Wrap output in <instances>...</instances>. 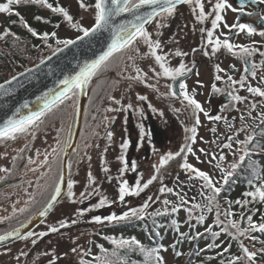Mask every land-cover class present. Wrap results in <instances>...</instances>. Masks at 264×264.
Wrapping results in <instances>:
<instances>
[{
  "label": "snow or ice",
  "instance_id": "obj_1",
  "mask_svg": "<svg viewBox=\"0 0 264 264\" xmlns=\"http://www.w3.org/2000/svg\"><path fill=\"white\" fill-rule=\"evenodd\" d=\"M211 3V0H209ZM40 5L43 8L50 10L52 13L58 14L62 16L63 21L71 24L72 28L77 29L82 33V35L76 36L75 39H57L58 47L53 52L55 55L58 52L63 51V48L59 47V45H63L64 48L75 45L77 41H84L85 38L94 36L97 33L108 32L110 34V42L107 44L106 50L102 51L96 58L86 61L82 66L79 67L78 71H75L72 75L64 76L63 79L59 81V84L62 85V89L59 91L49 90V93H46L43 97V106L37 111H31L27 115L17 116L13 114L4 120L2 126H0V140L7 139H16L18 135L29 133L31 129L34 127H38L40 122H42V118H44L48 113L52 112L53 109L58 107V105L63 104L66 100L71 99L72 97L78 95L81 92H84L86 87L90 84L93 77H96L99 73L103 72L105 69L109 67L114 58L122 54L125 50L134 46L138 41H143L149 48L150 54L154 56L155 61L159 64V67L162 71L157 72L153 69L156 77H166L171 79L174 83L169 85V93L168 95L172 97L181 96L183 101L187 102V106L191 110V116L194 120L192 126L186 127L185 132L190 133V135H186L185 144L182 145L179 151L173 153L171 151L166 152L161 155L159 158V163L154 165V172L150 178L141 183V180H136L134 187L130 186L127 180H121L118 186V200L121 203L125 202V198L129 195L139 196L141 192L147 189L150 185L153 184L154 181H157L160 177L161 170L165 168L166 165L169 164L170 161L174 160L177 157L182 158L183 163H181L180 167L184 169L186 172L190 173V179L195 177L201 180L203 183L201 185V196L207 201L206 204L202 205L200 203L194 204L192 207L202 209V212L199 216L196 217L198 223H202L205 220L204 210L207 212H212L213 208H215L216 220L215 224L220 227V231H212V228H206L205 232H210L213 238L219 237L221 233H227L233 240L239 242V247L242 255H235L231 259L227 261V264H258V257H264V240H259L258 236L252 235L254 232L264 233V213L260 215V221L257 222L253 219V216L259 209H250L251 214L247 215L246 222L244 212L240 213V219L235 220L232 217L235 215L231 211V205L233 203L241 205V207H245L246 205L258 202L264 204V169H259L256 167L255 163H251L249 165L251 169V178L248 180V184L252 190L245 192L243 195L245 197H250L251 199H245L243 201H228L229 208L221 212L220 205L216 202L217 196L221 192V188L217 187V182L214 181L213 177L206 171H202L199 168H196L193 164L188 162L187 154H192L195 156V152L193 151L192 144L196 142L197 139V131L198 127L201 123L200 114L203 113L205 117H207L210 121H224L228 128L233 129L234 125L229 123L227 118L223 115H210L208 111L204 109L202 104L197 101L193 94H190L187 90V85L185 82L180 80V78L185 77L187 73L191 72L192 69L188 68L184 63H181L178 67L172 68L167 66L166 64V55L158 54L157 50L161 48L160 41L152 39V33L147 30L146 25L150 24L153 21H157L160 23V26L163 27L162 23L168 17H171L177 9L178 5L181 4H194L195 6L192 8V12L195 14V18L198 22L203 23L209 17L211 19V28H202L201 32L206 36L207 45L211 46L210 51H204L205 56L215 55L222 48L227 50L234 56H238L243 62V72L245 75L241 76L239 79H234L232 76H227V85L226 89H221L213 84V91L215 93H223L226 96L227 102L221 105L222 110H227L230 107H235L237 104H243L247 101V97L241 96L238 94L236 85H239L240 88H245L248 93L253 96H258L264 98V88L259 86H252L248 83L249 76L252 78L257 77L258 69L261 71L260 79L264 81V59H261L259 63L253 61L251 58L259 53L261 57H264V51H261L259 47L255 46V42L249 45L236 44L231 41L230 35H225V38L221 40L219 37H214V32L218 28H220L221 23L224 24V27L229 29V32L233 35H239L240 33H246L251 36L256 34L259 31V35L264 37V29L258 30L253 24L247 22H241V16L243 15H253L252 12H246L245 7L248 4L258 5L264 4V0H238V6H233L229 0H215V3L211 5V8L208 12L205 11V4L203 0H94V4L85 5L83 0H80L81 8H92L94 9V24L91 27H83L79 23L73 22V16L69 13V10L60 5L54 4L50 2V0H6L5 3H0V13L11 14L13 13L14 5ZM148 10H145V9ZM198 8V12H197ZM230 9L233 12H237L240 15L237 16V21L228 25L223 13ZM130 14L131 19L120 20L117 21V18L121 17L122 14ZM15 15L19 17L20 22L23 24V27L27 29V31L33 36L37 37L44 42H47L50 38L57 37V33L55 31L47 32H38L36 28L29 25L24 17L17 11ZM159 18V19H158ZM36 21L42 23H50L51 21L45 19L43 16L36 15L34 17ZM261 22H264V15H261ZM13 23H16L13 21ZM60 26L59 23L56 24L58 28ZM13 36L16 40H19V36L15 33L11 32L10 29H5L2 33H0V39H5L6 37ZM48 47H51L49 44ZM202 48L204 45L202 44ZM197 51L193 49V52ZM177 56L187 55V53H182L177 51L175 53ZM47 59H51L48 57ZM132 59V57H129ZM45 61L41 60L40 63L43 64ZM215 70L217 75L215 79L217 81L223 80L224 77L220 75L225 70L220 67L219 64H216ZM28 71H31L29 69ZM19 75H24L20 73ZM147 76V73L141 74V70L137 68V75L133 77V79L144 80ZM17 80L16 76H13L11 80L5 81L4 84H0V96H8L12 89L10 87H6V85H11L12 81ZM180 81L178 84V88L175 86V82ZM199 83V82H198ZM148 87L155 88L156 86L153 84H148ZM54 92V94H52ZM141 101H147V96L139 95L137 97ZM37 99H40L38 97ZM116 103H120V101H116ZM24 108H28L29 105L25 103L23 105ZM127 109H132V105L128 104ZM151 107V105H149ZM258 107L256 102L250 104L249 109H256ZM155 111V109H153ZM20 111L19 108L16 109L18 113ZM142 111V110H141ZM176 111H179L177 109ZM163 115V113H160ZM248 116L251 117V110L248 111ZM241 121L245 120V117L241 115ZM107 119V118H106ZM260 119L264 122V112H261L259 117L253 118ZM250 126L247 123L242 124V126L237 129L234 135H238L241 132H246ZM63 131V130H61ZM211 131L213 133L216 132L215 128H212ZM112 133L108 132L107 136L109 140H111ZM150 135V134H149ZM141 140L144 139V133H141ZM72 139V127L69 125L68 128V137L67 140L64 141V147H60V142H57V147L53 148V153L57 155L58 162L67 169H71L73 165L72 160H68L66 163L60 162L59 157L61 154H67L66 149L69 147L68 140ZM219 139V137H217ZM255 139L254 131L252 134H248L245 140H237L236 143L243 145L240 149L242 154L239 156L237 162L231 164V169H237L246 159V157L250 156L251 150L249 149V145L253 143ZM130 141L125 140L121 143L120 148L122 151H126L129 148ZM149 144L152 147V150L155 151V147L151 145V141L149 140ZM255 147H259V145H255ZM218 148L223 149H232L233 148V136H227L226 142L222 145H218ZM106 151V150H105ZM201 153H204L207 156H211L213 160L217 159L216 153L206 152L205 149H200ZM236 153L233 152V155ZM90 159V157H89ZM118 159L123 163V167L120 169L121 172L135 170L136 164L131 163L125 156H120ZM199 160V157H196ZM219 161H224L226 159L225 155L221 151L218 157ZM29 162L31 163V158H29ZM43 164H48V157L45 156V159L41 162ZM216 167H221L219 163H217ZM105 172H108V168L105 167L103 169ZM232 170L222 169L223 176L222 181L224 184L228 183L229 177L233 175ZM7 171V169H4ZM51 171V169H49ZM143 174H141L142 177ZM111 179V177H109ZM75 181L71 179L67 183V195L68 197H73L75 193L72 191L73 185ZM89 183L94 184L95 178L92 177L91 173H89ZM64 184V175L61 171L60 174L56 177L55 181L50 185L52 188L51 194L49 196L48 201L46 202V206L43 211L39 213L40 216H46L48 211L53 208L54 204L57 202L58 197L61 196L62 193V185ZM204 190H207V194H205ZM174 189L162 186L159 189L160 193H172ZM98 193V189L94 188L92 192H82L80 195L82 197L81 202L84 199H88L92 194ZM178 197L180 203L175 204L172 201L167 199L163 200V204L165 206L171 204V212L176 213L180 210V208L189 203L185 199L180 192L175 193ZM159 199V197H157ZM152 201V197L149 196L148 199L139 207H131L127 211H123L120 214L115 212L101 217L99 215L92 217V220L96 223L107 222H115L119 223L121 221H130L132 219H143L146 215V210L150 207V202ZM109 201L107 197L101 198L99 202L95 205H92L91 208L79 209L77 215L82 216L85 212L91 211L95 208H102ZM26 209H19L20 212H24ZM167 211V209H165ZM189 219H191L192 208H188ZM153 215L161 216L162 213L158 210ZM223 215L225 217L224 220H221L220 217ZM7 219V218H4ZM242 222H244V226H242ZM77 223L76 219H72L70 222L68 220H61L59 222V226H51L48 228L46 232H40L39 234L34 232H28L25 235H21L20 229H13L3 235H0V242H5L10 240L13 237L28 240L30 237L38 236L39 238H43L51 233H59L61 229L69 227L70 225H75ZM171 225L173 227H177V221L172 220ZM24 227V225H21ZM157 228L164 227V225H156ZM178 230V227H177ZM181 239H197L204 235V233L197 232L195 236H187L185 233L179 234ZM240 237H247L249 240L256 242L259 241L261 247L256 250H250L248 246L244 244ZM111 242L117 246L111 253V256H117L119 249L125 248L130 251H140L144 256V264H164L163 256L160 254L162 250H166L164 246L161 244L156 247H145L136 237L124 238L121 236L119 239L116 237H110ZM31 243L35 245L37 243L36 239H32ZM179 243V241H177ZM103 247V246H101ZM219 248V244L209 243L207 245L208 249ZM231 248V244H228L227 247L223 249V252H228ZM73 253L77 252V248L73 247L71 249ZM105 255L102 257L96 258V264H114V262L109 258L107 254V249L103 250ZM28 253L21 252L20 255L26 256ZM177 255H181L180 252L176 253ZM52 264V262H50ZM82 264H88L86 261H82Z\"/></svg>",
  "mask_w": 264,
  "mask_h": 264
},
{
  "label": "rangeland",
  "instance_id": "obj_2",
  "mask_svg": "<svg viewBox=\"0 0 264 264\" xmlns=\"http://www.w3.org/2000/svg\"><path fill=\"white\" fill-rule=\"evenodd\" d=\"M1 1L2 0H0V2ZM60 1L67 5L69 13L74 18V23H79L83 27H90L94 24V9L81 8L80 0ZM83 2L85 5L94 4V0H83ZM203 2L205 4V11L208 12L211 8V5L215 3V0H211V3H209V0H203ZM229 2L232 3L233 6H236L235 0H229ZM223 15L227 24L230 25L235 21L237 12H233L228 9L223 13ZM1 19L2 16H0V20ZM211 19L212 17H209L207 19L208 21L206 20L203 22H208L209 29L211 28ZM198 23V32L199 36H201V29L205 27L203 23ZM56 33V38H72L81 34L80 31L72 28L71 24L63 20L60 27L56 29ZM228 34L229 29L224 27V24L221 23L220 28L215 30L214 37H219L221 40H223L225 35ZM240 37L241 38L238 39L240 44L249 45L255 42L256 47H259L261 50L264 49V37H261L259 33L251 38H245L243 35ZM188 48H190V45L184 42L183 52L186 53ZM52 50L53 48L43 49L39 53V57H44L50 54ZM256 55L259 56L261 60L260 55L258 53ZM127 56L128 54L125 55V57ZM262 58L264 59V57ZM30 61L35 62L37 59L33 58ZM176 63L178 66L181 63L185 64V62L180 61H177ZM232 63H236V56L232 54L220 55V53L217 52L210 63L212 66L210 65V67H208L204 63L202 69L198 71L197 74H195V76L188 82L187 86L188 88L194 90L195 99L202 104L204 109L208 111L210 115H223L227 118L229 123L234 125L233 129L230 130L228 125L223 120L218 122L210 121L204 116L203 113H201V123L199 126H197V139L196 142L192 144L193 151L196 155L193 156L192 154H187L188 162L193 164L196 168L208 172L210 176L213 177L214 181L217 182L216 186L220 188L223 185L222 169L232 170L231 164L237 162L239 156L242 154L240 149L243 147V145L236 143V141L246 139V136L250 134L251 125L255 122V120H258H254L253 118L258 117L261 112H264V98L253 96L252 94L248 93L246 87H239L237 90L239 95L247 97V101L243 104H237L235 107L222 110L221 105L224 103L222 98H220L215 104L211 103L212 93L214 92L213 84L219 87L221 83L215 79V76L217 75L215 70L216 64H219L221 68L226 67V69H229V66ZM120 64L124 66L127 65V67L130 65L127 58L122 59ZM139 69L141 70V74L147 73V76L144 80L135 81L133 79L123 80L121 82L110 78L108 81H105V86H103L104 84L100 85L104 88H107L100 102L102 104H108V107L105 106L104 117L99 129V135H97L95 139L91 138V134L86 132L85 129L83 132L82 128L79 140L71 153L70 160L73 161V165L71 168L70 179L75 181L72 188V191L75 193V195L71 198L67 196L63 202L55 208L54 213L51 215L48 222L41 226L40 231H45L53 225L58 227L61 220H68L70 222L72 219H76L77 223L75 225H70L69 227L61 229L59 233H53V235L43 238L36 236L35 238L28 240H20L19 242L9 246V248L0 250V264H21L27 258H32L31 261H29L32 264H50V262H52V264H82V261H86L88 264H96V258L104 256L105 253L104 251L101 254L90 253V248L93 246L92 251H95V249L100 251L102 249L101 246L106 247L111 245V239H109L110 237H116L119 239V234L116 229H112L110 224L107 225L109 222L105 221L103 223H96L92 220V217L97 215L104 217L113 213L119 208H122L121 212H123L127 211L131 207H139L148 199L149 196L152 197V201L150 202V207L146 210V213L147 211L158 208L170 210L172 205L169 204L165 206L163 204V200L167 199L175 204H179L180 201L175 193L180 192L181 195H183L185 199L189 201L188 204L182 206L178 211L181 218L184 219L189 217L188 208H192V218H196L201 214L202 209L194 208L192 206L196 203H200L202 205L207 203L204 197L201 196V185L203 182L195 177L191 179L189 178L191 174L180 167L181 163H183V160L180 157L170 161L169 164L161 170L159 179L154 181L152 185L141 192L139 196L129 195L125 198L124 203H121L118 200V186L120 181L127 180L129 185L134 187L136 180L139 179L141 180V183H143L148 178H150L153 174H155L153 166L159 163V158L161 155L168 151L175 153L179 151L182 145L185 144L186 135H190V133L185 132V128H190L194 123V120L191 116V110L187 106L186 101H183V99L181 100L178 97H172L168 95L169 92L167 93L164 87L160 86L162 80L155 77L154 73H150L149 68H147L146 65L139 64ZM260 75L261 71L258 69L257 77H249L248 83L254 87L259 86L264 88V81H261ZM167 79L170 80L169 78ZM148 84H153L156 87L152 88L151 90V87L147 86ZM145 94L148 95L147 100L154 104L155 107L156 105H161V103L164 105L159 97H164L165 104L168 103V105L182 107L185 112L184 118L186 121L183 124L179 122L176 126L174 122L169 123L166 143L164 146L161 147L158 145V143H155V151L152 150L151 152L141 153V155L138 157V151L128 154V149L133 143V140L128 136L131 131V127L128 123L125 124L118 118L114 126L115 134L111 140H108L110 148L113 150L108 152L104 158L105 167L108 168V172H105L103 170L105 167L102 166V159L99 157L101 152L96 149V146L98 145V142L96 141L98 138H100L101 128L105 129L112 120L115 111H111V107L114 106V108H117L119 106L121 107V105L125 106L128 104L138 105L139 103L144 102L137 98L138 95ZM116 101H120V103L118 104ZM253 102H256L258 107L256 109H249L250 104ZM78 103L79 94L72 97L71 99L66 100L63 104H60L57 107L55 110L57 112V119L52 120L54 121L53 123L48 125L46 123L40 125V127L38 126V128L34 127L29 131V133L25 134L26 136L24 139L16 141L7 148L0 146V180L6 176V171H4V169L10 166V161L16 159L17 155L20 154L22 150L21 146H23L27 141L34 140L38 134L43 135L44 141L41 140L43 145L37 150H29V158H31L32 162L30 163L28 161L26 168L29 169L30 167L39 166L41 177L45 176L46 172L48 171V165L51 164L50 158L52 157L54 158L56 173L59 175L62 165L58 162L57 155L54 153L52 154L51 149L57 147L58 141L60 142V147H64V141L67 140L68 137L69 123L72 127L73 138L77 122ZM249 110H251V117L248 116ZM167 114L168 119L170 120L172 112L168 111ZM241 115L245 117L244 121L240 120L239 117ZM94 120L95 117L90 114L85 122L86 127L91 128V122ZM244 123H247L250 126L248 130L246 132H241L238 135H234L235 131L239 129ZM212 128L216 129L215 133L211 131ZM227 136H233V148H218V145H222L224 142H226ZM217 137H219V139H217ZM71 140H68V145L70 144ZM125 140L130 141L129 148L126 151H122L120 145ZM201 148L205 149L206 152L216 153L217 159L213 160L211 156L201 153ZM221 151L226 157L224 161H219L218 159ZM233 152L236 154L233 155ZM63 155L64 154H61L59 157L60 162L63 160ZM122 155L127 158L130 165L131 163L136 164L137 167L134 171H120V169L123 167V163L118 159V157ZM45 156L48 157V164L41 163L45 159ZM197 156L199 157V160L196 159ZM115 161L117 164H115ZM217 163H219L221 167H216ZM89 173H91L92 177L95 178L94 184L89 183ZM141 174H143L142 177ZM109 177H111V179H109ZM162 186L170 187L174 189V191L172 193H160L159 189ZM94 188L98 189V193L89 196L88 201H85L84 199L83 202H81L82 197L80 194L82 192H92ZM204 192L207 194V190H204ZM104 197H107L109 201V203L104 207L87 211L82 216L77 215L79 209L91 208L92 205L97 204L99 200ZM157 197H159V199H157ZM216 202L220 205L221 212H223L225 209L218 196ZM204 214L206 220L205 222H214L215 224V208H213L212 212H207L204 210ZM220 219L224 220L225 217L221 215ZM102 225L106 227L102 228ZM215 226L220 230L221 226L216 224ZM101 228L103 229L101 233L104 235H95V232ZM224 235L228 234L224 233ZM32 239L37 240L35 245L31 243ZM240 240H242L250 250L255 251L252 241L247 237H240ZM21 247L24 248V252L28 253L26 256L20 255ZM73 247L77 248V252L73 253L71 251ZM163 259L164 264H176L178 262L171 251H164Z\"/></svg>",
  "mask_w": 264,
  "mask_h": 264
},
{
  "label": "flooded vegetation",
  "instance_id": "obj_3",
  "mask_svg": "<svg viewBox=\"0 0 264 264\" xmlns=\"http://www.w3.org/2000/svg\"><path fill=\"white\" fill-rule=\"evenodd\" d=\"M235 3L236 6H238V0H235ZM194 6V4L178 5L176 12L171 17H168L162 21V23L164 24L163 27H161L160 23H158L157 21H153L150 24L146 25L147 30L152 33V39H158L160 41L161 48L158 49L157 52L158 54L166 55L167 66L172 68L178 67L176 62L180 61L185 62V65L188 68L192 69L191 72L187 73L188 76L182 79V81L185 82L187 86L188 82L195 76V74H197L198 71L202 69L204 63L208 67H210V63L212 62V58L214 57V55H204V51H210L211 46L207 45L205 34L201 33V36H199V23L195 18V14L192 12V8ZM245 11L252 12L254 14H245L241 16V22L251 23L258 30L264 28V22H261V15H264V4H248L245 7ZM238 15L240 14L237 13L234 22L237 21ZM203 24L205 28L209 29L208 22ZM258 33L259 31L256 34L249 36L246 33L233 35L229 32L228 35L231 36V41L237 44L238 39L241 38L240 36L243 35L245 36V38H251L256 36ZM184 42L190 45V48L186 50L187 55L177 56L175 54L177 51L184 53ZM202 44L204 45L203 48L201 47ZM238 44H240V42H238ZM193 49H196L197 51L193 52ZM261 51H264V49H262ZM219 53L220 55L231 54L223 48L219 51ZM126 54H128L127 57H125ZM129 57H132V59H129ZM125 58L128 59V62L130 64L128 65V67L127 65L124 66L120 64L121 60ZM251 59L257 63L260 61V58L257 55H254ZM261 59L263 58L261 57ZM139 64L146 65L147 68H149L150 73H154L153 69H155V71L157 72L162 71L159 67V64L155 61L154 56L150 54L148 46L142 40L138 41L131 48L125 50L122 54L117 55L107 69L99 73L96 77H93L90 84L84 90L86 102L83 111V122L80 132L83 128V132L85 129L86 132H89L91 134V138L94 139L97 135H99V129L104 117L105 106L108 107V104H102L100 102L104 95V92L107 90V88L103 87L105 86V81H108V79L110 78L114 79L115 81L121 82L123 80H133V77H135L136 75L137 68H139ZM243 64L244 62L238 56H236V63L230 64V70L224 67L223 69L225 71L223 73H220V75H222L224 79L220 80L221 83L219 88L226 89L228 87L227 76H232L234 79H239L241 76L245 75V73L243 72ZM157 78L162 80L160 86H163L166 92L168 93V86L173 84L174 82L171 79L168 80L166 77L163 76ZM134 80L137 81V79ZM179 82L177 84L175 83V86L177 88ZM101 84L104 85L100 86ZM235 88L238 90L239 85H236ZM187 90L190 94L194 95L193 89L187 87ZM144 96L148 97V95L146 94ZM177 97L182 100L181 96ZM159 98L161 102L164 103V105L161 103V105L159 104L155 107L154 104L147 100L142 103H139L138 105L131 104L132 109H127V105H121V107L119 106L117 108H114V106L111 107V111H115L112 120L105 129L101 128L100 138H98V140L96 141L98 142L96 149L101 152V155L99 154V157L102 159V166L105 167L104 158L106 154L113 150L112 148H110L107 133L111 132L113 135L115 134L114 126L118 118L123 123H128L131 127V131L128 136L133 140V143L132 146L128 149V154H132L133 152L138 151V157L139 155H141V153L152 151V147L149 144V140L151 141V145L153 146H155V143H158V145L161 147L164 146V144L166 143L169 123L174 122L176 126L179 122L183 124L186 121L184 118L185 112L182 107L168 105V103L165 104L164 97ZM220 98L224 100V103L227 102L226 97L223 93L213 92L211 103L215 104ZM149 105H151V107H149ZM56 109L57 107L53 109L52 112L48 113L44 118H42V122H40L39 127L40 125L46 123L47 125L51 124L54 122L52 120L57 119V112L55 111ZM153 109H155V111ZM177 109H179V111H176ZM168 111L172 112L170 120L168 119ZM161 112L163 113V115L160 114ZM90 114L95 117V120L91 122V128H87L85 122ZM69 125L71 124L69 123ZM141 133H144L143 140H141L140 138ZM25 136V134H22L18 135L17 138L14 140H0V146H3V148H7L16 141L24 139ZM41 140L44 141L43 135L38 134L34 140L27 141L23 146H21L22 150L20 154L17 155L16 159L10 161V166L6 168V176L0 180V235L12 231L13 229H20V231L26 230L28 226L37 217H39V213L43 211L44 207L46 206V202L48 201L52 191L50 185L55 181L56 177L58 176V173H56V167L54 165V158H50L51 164L48 165V171L46 172L45 176L41 177V174L39 172V166L30 167L29 169L26 168L30 157L29 150L39 149L40 146L43 145L41 143ZM52 150L53 148L51 149V152L53 154ZM70 159L71 154L69 160ZM115 164H117L116 161ZM49 169H51V171H49ZM61 171L63 172V166ZM70 178L71 169H68L67 183ZM67 183L64 182V184L62 185L63 190L57 205L53 209H51L48 214L35 227L30 229L26 233L34 232L39 234L40 232H46L48 230L47 229L45 231H40V228L46 222H48L51 215L54 213L55 208L59 204H61L63 200L68 196ZM85 201H88V199H85ZM21 208H25L26 210L24 212H20L19 209ZM121 211L122 208H119L114 212L119 214ZM21 225H24V227H21ZM49 235H53V233L49 232L47 236ZM35 237L36 236H33L29 239ZM20 240L22 239L17 238L11 241L10 243H7L0 247V250L7 249L9 248V246L19 242ZM24 251V248L21 247V252ZM31 259L32 258H27L21 264H32L29 262L31 261Z\"/></svg>",
  "mask_w": 264,
  "mask_h": 264
},
{
  "label": "trees",
  "instance_id": "obj_4",
  "mask_svg": "<svg viewBox=\"0 0 264 264\" xmlns=\"http://www.w3.org/2000/svg\"><path fill=\"white\" fill-rule=\"evenodd\" d=\"M6 0H2L0 3H5ZM54 4H60L67 8V5L60 0H50ZM68 9V8H67ZM19 12L24 20L36 28L38 32H52L58 29L56 24L62 23V16L52 13L50 10L43 8L40 5H14L13 13L6 14L0 13L2 19L0 20V33L5 29H10L11 32L19 36V40L15 37L9 36L5 39H0V83L15 75L16 73L28 68L29 66L37 63L44 57H39V53L43 49L53 48L52 52L58 47L57 39H73L74 37H60L50 38L47 42L33 37L23 24L20 22L19 17L15 15V12ZM36 15L43 16L45 19L51 21L50 23H42L36 21L34 17ZM15 21L16 23H13ZM51 47H48V45ZM61 45H59L60 47ZM51 52V53H52ZM49 55V54H48ZM33 58L37 61L32 62ZM259 117V115H258ZM254 131L255 139L248 147L251 150V155L246 157L245 161L233 171V175L229 177L228 183L222 185L221 192L218 195L221 200L224 209L229 208L228 201L251 199L245 197L243 194L252 190L248 184V180L251 178V169L249 165L255 163L259 169H264V122L260 119L251 125L250 134ZM259 145V147H255ZM259 209L253 216V219L257 222L260 221V215L264 213V204L255 202L245 207L233 203L231 205V211L235 213L232 219L239 220L240 213L244 212L245 222L247 215L251 214L250 209ZM162 213L161 216L153 215L156 211ZM187 217V216H186ZM177 221V227L171 225V221ZM198 223L196 218L189 219L181 218L178 212L172 213L171 210L165 211L164 209H153L147 211L143 219H132L130 221H124L119 223H107L111 225L112 229H116L119 238L136 237L145 247H156L163 245L166 250L161 251L163 256L164 251H171L178 262L176 264H227V261L235 255H242L239 242L233 240L229 235L221 233L219 237L213 238L210 232H205L206 228L211 227L212 231L219 232L220 230L215 226L214 222ZM109 225V226H110ZM156 225H164V227L157 228ZM244 226V222H242ZM106 227L102 225V228ZM98 229L95 235H104L103 229ZM204 233V235L197 239H181L180 233H185L187 236H195V234ZM252 235L258 236L259 240H264V233L254 232ZM179 241V243H177ZM219 244V248L208 249L209 243ZM231 244V248L228 252H223V249ZM255 251L261 247L259 241L253 242ZM117 246L112 244L110 246L102 247L100 251L95 249L92 251L93 246L90 248V253L101 254L104 249H108V256L114 262V264H144L143 254L136 250L130 251L125 248H121L118 251L117 256H111V253ZM180 252L181 255L176 253ZM258 264H264V257H258Z\"/></svg>",
  "mask_w": 264,
  "mask_h": 264
},
{
  "label": "water",
  "instance_id": "obj_5",
  "mask_svg": "<svg viewBox=\"0 0 264 264\" xmlns=\"http://www.w3.org/2000/svg\"><path fill=\"white\" fill-rule=\"evenodd\" d=\"M145 10L148 9L146 8ZM127 19H131V15L126 13L117 18V21L119 22L120 20ZM109 42L110 34L108 32H101L95 34L94 36L85 38L84 41H77L75 45H70L66 48L62 45L61 48H63V51L58 52L55 55H53L52 52L45 58L41 59L45 61L43 64L40 63V60L36 64L13 75L17 77V80L12 81L11 85H6V87H10L12 89L11 93L8 96H0V126H2L4 120L13 114H16L17 116L27 115L31 111L39 110L43 106V97L46 93H49V90H61L63 86L59 84V81L63 79L64 76L72 75L75 71H78L79 67L82 66L84 62L96 58L102 51L106 50ZM48 57H51V59H47ZM29 69H31V71H28ZM20 73H23L24 75H19ZM13 76L5 81L11 80ZM186 76H188V74ZM185 77L180 78V80ZM5 81L0 84H4ZM178 82L179 80L175 83L177 84ZM52 94H54V92ZM79 94L80 97L76 129L73 139L69 147L66 149L67 154H64V163L69 160V156L79 139L83 122V111L86 97L84 92ZM38 97H40V99H37ZM25 103L29 105L28 108L23 107ZM17 108L20 109L18 113L16 112ZM67 172L68 169L63 167L65 183H67ZM59 198L60 197H58L53 208L57 205ZM44 217L45 216L42 217L39 215V217H37L26 230L20 231L21 235H24L27 231L35 227ZM15 239L17 238L13 237L8 241L0 242V247Z\"/></svg>",
  "mask_w": 264,
  "mask_h": 264
}]
</instances>
